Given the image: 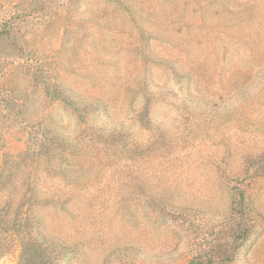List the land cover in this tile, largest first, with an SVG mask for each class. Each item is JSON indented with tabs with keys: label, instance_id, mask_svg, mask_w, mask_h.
<instances>
[{
	"label": "rangeland",
	"instance_id": "1",
	"mask_svg": "<svg viewBox=\"0 0 264 264\" xmlns=\"http://www.w3.org/2000/svg\"><path fill=\"white\" fill-rule=\"evenodd\" d=\"M0 264H264V0H0Z\"/></svg>",
	"mask_w": 264,
	"mask_h": 264
}]
</instances>
